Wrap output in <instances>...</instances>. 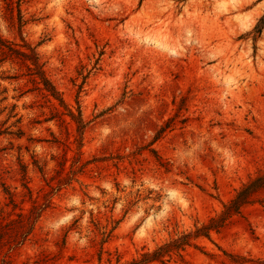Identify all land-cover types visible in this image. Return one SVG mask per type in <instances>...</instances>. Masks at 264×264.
Here are the masks:
<instances>
[{"label": "rangeland", "instance_id": "374dc122", "mask_svg": "<svg viewBox=\"0 0 264 264\" xmlns=\"http://www.w3.org/2000/svg\"><path fill=\"white\" fill-rule=\"evenodd\" d=\"M263 15L264 0H0V217L40 213L12 264L140 259L264 173ZM162 259L147 264H264V188Z\"/></svg>", "mask_w": 264, "mask_h": 264}, {"label": "trees", "instance_id": "16d2710c", "mask_svg": "<svg viewBox=\"0 0 264 264\" xmlns=\"http://www.w3.org/2000/svg\"><path fill=\"white\" fill-rule=\"evenodd\" d=\"M264 28V15L259 19L254 29L255 37L262 33ZM35 65V73L44 84V88L51 95L64 102L60 97L59 91L56 89L53 82L46 75L45 70L39 63L38 59H33ZM264 188V173L251 179L248 183L244 184L237 192L236 196L232 198L228 203L224 205L222 212L210 219L208 224L198 228L194 234L186 233L181 238L172 240L171 242L165 243L159 246L152 252H145L140 259H133L131 261L120 262L118 260L115 264H147L154 260L163 261V257L168 254L172 249H178L189 243V239L195 235L208 236L211 229H215L224 225L226 220L235 213H240L241 208L254 201V195ZM11 194V192L9 191ZM14 201V199H12ZM40 216L39 211L36 209L31 210L30 213L21 212L16 217L11 214L8 217H0V252L4 253L2 258V264H12L11 250H15L18 247L24 245L29 239L30 235L34 230V225ZM4 248L6 250L4 251ZM50 260L46 255L43 258H38L35 261L36 264L40 262H47ZM112 264V263H110Z\"/></svg>", "mask_w": 264, "mask_h": 264}]
</instances>
